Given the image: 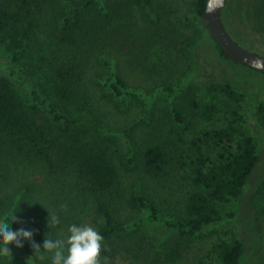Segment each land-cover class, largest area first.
Masks as SVG:
<instances>
[{
	"label": "trees",
	"instance_id": "obj_1",
	"mask_svg": "<svg viewBox=\"0 0 264 264\" xmlns=\"http://www.w3.org/2000/svg\"><path fill=\"white\" fill-rule=\"evenodd\" d=\"M50 1L54 4V12L50 18L53 25L49 26L48 32L53 41L50 45L57 47L58 54L52 63L44 58L42 66L50 77L55 100L48 96L50 91L36 81L34 74L37 72L31 73L34 76L31 77L22 63L23 55L37 43L41 33L39 12ZM131 1L138 6L144 24L154 26L160 22L161 13L156 9L154 0ZM241 1H244L245 8L242 12L244 23L252 31L264 34V12L258 11V6L264 7V0ZM228 2L226 0L223 14ZM77 3L76 0H0V47L5 52V60L0 59V162L5 153L12 152L22 157L30 168L15 186L17 181H12L8 175L9 169L1 167L0 224L9 225L13 230L21 227L33 230V240L42 247L47 233L50 232L52 238L65 237L70 224L84 223L83 216L88 208L92 211L96 229L104 238L103 246L123 245L138 240L137 245L145 241L147 229L150 231L153 227L164 226L173 234V238L167 241L163 238L160 244H153L159 246L163 253L157 259L160 264H181L184 251L195 240L211 237H216L212 244L214 261L207 262L200 258L197 264H244L247 258L244 240L232 228L218 233L219 229L228 227L235 220L237 207L246 199L245 190L248 184L251 186V173L259 160L256 140L246 124V108L249 106L244 96L236 92L230 83H217L214 74L217 69L207 62L206 65L214 72L196 73V68H203L202 65L198 67L199 63L196 64L193 58L195 38L183 40L179 49L175 48L177 42L172 38L165 42L154 39L152 44L163 45L176 61L180 55L184 61L186 59L180 82L164 87L157 93L164 95L169 102L167 115L171 119L172 133L178 141L176 148L188 145L189 151L175 153L171 160L183 172L182 177L192 191L186 196L185 215L180 218H160L155 202L146 193L136 192L124 193V208L132 215L121 216L117 204L108 199V194L120 183L122 174L133 173L138 168L147 176H153L169 160L164 146L167 142L148 146L137 154L132 138L136 125H126L114 131L111 124L120 126L127 112L125 107L133 101L145 104L146 118L157 93L149 96L129 90L120 72L111 66L117 57L106 54L100 59L107 66V71L93 87L97 86L103 91L102 97L106 101H120L123 108L116 105L112 108L115 112H111V108L106 109L109 110L108 120L104 113L75 115L59 106V102L70 100L78 89L79 46L83 39L81 11L99 12L105 6L104 0ZM191 6L190 13L181 19L182 23L186 27L194 24L198 32H206L216 55L222 60L236 63L229 59L208 32L204 16L206 0H192ZM198 32L195 34L198 35ZM110 46L116 54L120 53L119 56L125 54L121 49ZM125 55L126 60H132L128 54ZM196 82L204 83L206 87L211 84L213 90L227 96L232 106L229 112L222 110L225 125L205 133L223 150L216 158H211L200 149V138H194L187 144L184 139L191 125L189 118L212 123L222 112L217 104L204 103L199 99L192 86ZM176 96H180L177 101ZM146 98H151L150 104H147ZM97 105L99 110L104 111L109 104ZM256 109L264 124V105L259 104ZM228 113L229 117H226ZM115 138L120 139L124 146L119 164L114 157L116 151L111 148ZM137 158L140 159L138 167H130ZM31 175L36 176L29 182ZM30 197L38 205L45 206L46 213L34 208L31 218L22 219L18 213L19 204L25 207ZM233 204L236 205L235 209L228 211ZM49 212L60 218L59 225L48 227ZM13 215L16 220L10 225ZM261 238L259 255L264 257V223ZM9 248L10 257L0 258V264H50V257H46L45 261L37 259L31 241H23V246L19 248L10 244ZM144 249L139 246L138 252ZM116 250L117 247H108L102 252L112 256Z\"/></svg>",
	"mask_w": 264,
	"mask_h": 264
},
{
	"label": "rangeland",
	"instance_id": "obj_2",
	"mask_svg": "<svg viewBox=\"0 0 264 264\" xmlns=\"http://www.w3.org/2000/svg\"><path fill=\"white\" fill-rule=\"evenodd\" d=\"M76 1L79 5L83 0ZM191 1L154 0L156 9L161 13L160 22L154 26L144 24L138 6L131 0H104V9L99 12L82 10L81 37L83 39L79 46L78 89L70 100L59 102V106L75 115L104 113L106 119L109 120V110L106 109L111 108V112H115L112 108L116 105L117 108H120L123 104L120 101H106L102 97L103 91L97 86L93 87L96 85V81L107 71V66L104 65L101 57L106 56V54L116 56L117 61L111 66L120 72L128 89L152 96L164 87L177 85L182 78L183 68L186 65V59L184 61L181 55L176 61L174 57L170 56L171 52L168 54L169 50L163 45L152 44V41L161 39L162 42H165L172 38L177 42L175 48L179 49L182 47L181 42L183 40L190 37L195 38L193 58L196 64L199 63L197 66L202 65L203 68H196V73H213V69L206 65L205 62H207L217 69L214 73L217 83L222 85L230 83L236 92L244 96V101L249 106L248 109L246 108V124L258 146L259 160L251 173V186L248 184L246 187V199L237 207L235 220L228 227L219 229L218 233H223L225 229L232 228L245 242L247 258L244 264H264L263 255L262 257L259 255L264 223V124L256 109L259 104L264 105V73L220 59L216 55L213 43L206 32H198V28L194 24L186 27L181 19L190 13ZM243 2L241 0H229L227 10L223 14L224 23L235 41L249 50L264 55V34L252 31L244 23L242 12L245 8ZM53 6L54 4L50 1V3H45L40 10L38 26L41 28V33L37 43L32 45L23 55L22 63L30 76L34 71L37 72L34 74L36 81L43 85L48 92L50 91L48 96L54 99L51 92L50 77L48 73L43 71L42 66L44 58L52 63L58 54L57 47L50 45L53 41L48 32L49 26L53 25L50 22L54 12ZM258 11L263 13L264 7L258 6ZM196 32L199 34L196 35ZM110 45L121 49L132 60H126L125 54L121 56H119L120 53L116 54ZM4 53L0 47V59H4ZM175 63H177L176 67ZM192 86L196 89L199 99L204 103H215L221 111H230L232 106L229 104L227 96L220 91L213 90L211 84L208 85L209 88L204 83L197 82ZM158 95L157 93L151 111L146 118L144 117L145 104L140 101H133L128 107H125L127 112L122 117L120 126L110 122L114 131H118L120 127L126 125H136L132 138L137 154L148 146L167 142V145L164 144V146L167 149L169 162L158 174L147 176L142 169L136 168L133 173L122 174L120 183L108 194V199L117 204L118 214L124 217L132 215L131 211L126 207L124 208L123 197L125 192L146 193L155 202L160 218L173 220L185 215L184 202L188 193L192 191V188L182 177L183 172L171 160L175 153H180L182 150L189 151L188 145L184 144L176 148L175 144H178V141L172 133L171 119L167 115L170 111L169 102L164 95ZM178 97H175L176 101ZM102 100H105L106 103ZM146 101L147 104H150L151 98H146ZM98 103H101L102 106L109 105L103 111L98 109ZM182 103L184 104V101ZM119 115L117 112V116ZM227 116L229 117V113L226 114ZM189 119H191V125L184 134L186 144L194 138H200L202 140L198 143L200 149L211 158H216L217 154L223 150L219 145H215L211 139H208L205 133L210 132L214 127L225 125L224 112L219 113L217 120L212 123L205 122L200 118ZM111 148L116 151L114 157L119 164L124 148L120 139L115 138V143H112ZM139 163L140 159L137 158V161L130 167H138ZM2 166L9 169L8 175L12 177V181H17L15 186L23 180V175H27L30 170L28 163L18 154L12 152L5 153L0 162V169ZM35 176L31 175L29 182ZM235 207V204L231 205L228 211L234 210ZM34 208H37L41 213H46L45 206L38 205L32 197L27 199L25 207L19 204L18 213L22 219H29L34 215ZM91 212L90 209H85L83 222L95 227ZM146 235L145 241L137 245L138 240L123 245H120L121 243L113 246L104 245L102 250H107L108 247L110 249L117 247V250L112 256L101 251V264H105L102 259L104 256L110 258L109 264H160L157 259L163 253L159 246H153V244H160L163 238L166 241L172 239L173 234L171 235L168 229L163 226L153 227L150 231L147 229ZM215 238L195 240L194 244L184 251L181 264H197L200 258H204L207 262H213L212 244ZM139 246L145 249L138 252Z\"/></svg>",
	"mask_w": 264,
	"mask_h": 264
},
{
	"label": "clouds",
	"instance_id": "obj_3",
	"mask_svg": "<svg viewBox=\"0 0 264 264\" xmlns=\"http://www.w3.org/2000/svg\"><path fill=\"white\" fill-rule=\"evenodd\" d=\"M208 10L212 11L211 6ZM15 220L13 215L10 225ZM47 223L49 227L59 225L61 221L56 214L49 212ZM103 239L95 227L87 223H73L68 226L63 238H52L50 232L47 233L41 247L33 240V230L23 227L13 230L9 225L0 224V258L10 257V244L19 248L23 246V241H31L34 255L39 261L50 257V264H101ZM102 259L109 264V257Z\"/></svg>",
	"mask_w": 264,
	"mask_h": 264
},
{
	"label": "water",
	"instance_id": "obj_4",
	"mask_svg": "<svg viewBox=\"0 0 264 264\" xmlns=\"http://www.w3.org/2000/svg\"><path fill=\"white\" fill-rule=\"evenodd\" d=\"M211 6L212 11H209ZM226 0H206L205 23L211 37L234 62L264 73V55L245 48L236 42L223 22Z\"/></svg>",
	"mask_w": 264,
	"mask_h": 264
}]
</instances>
